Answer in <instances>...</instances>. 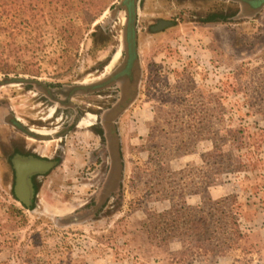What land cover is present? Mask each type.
<instances>
[{"label": "rangeland", "instance_id": "1", "mask_svg": "<svg viewBox=\"0 0 264 264\" xmlns=\"http://www.w3.org/2000/svg\"><path fill=\"white\" fill-rule=\"evenodd\" d=\"M3 1L7 5L9 0ZM16 1L20 4L28 0ZM29 1L37 5L42 14L38 17V25L53 31L56 23L60 33L71 38L70 50L50 55L42 52V46L37 40H40V32L37 31L31 36L22 34L19 31V21L7 15V12L2 13L0 41L8 43L6 55L9 61L17 66V72L13 75L75 84L78 81L96 80L95 74L90 71L97 65L105 66L101 77L112 73L119 65L124 49L126 18L117 20L105 31L101 30L100 26L106 22L107 17H115L111 10L92 24L78 9L74 19L65 22L63 0ZM160 4L169 6L168 0H161ZM5 5L1 6L2 9L7 7ZM176 7L175 13L179 22L162 36L154 34L150 39L146 28L150 24H139L141 37L136 85L129 101L119 110V134L111 147V187L121 191V206L119 207V204L108 207L104 217H101V208L98 213L100 216L94 219L98 221L94 223L91 221L80 226L61 228L54 224L56 215L67 212L72 203L82 202L88 196L87 192H93L100 185V176L95 179L98 169L88 160L97 144L92 143L94 136L90 133L75 134L71 149L75 155H79L80 160L85 159L86 164L81 162L77 168L69 169L65 177L70 178L57 184L64 186L58 191L61 195L54 196L56 200L73 197L71 203L48 207L46 200L36 205L31 212H24L25 217L14 219L7 212L9 206H15L16 202L0 178V264H44L49 260L56 264L55 261L61 258L67 260V264H168V255L150 243L143 224L150 215L168 208L172 202L148 195V198L143 197L136 203L138 208L134 212L130 213V207L136 194L145 192L146 183L152 184L151 173L156 174V169L148 163L146 166L151 151L158 152L164 158L163 161L150 164L159 166L158 172L168 171L172 174L185 169L186 165L194 166L200 163L199 153L208 149L212 143L208 133L200 134L197 143H194L188 135L177 131L178 111H174L170 89L173 88V95L176 85L185 81H189L186 82L188 88H191L192 84L193 88L194 85L196 88L200 87L215 100V116L220 119L217 124L219 131L226 129L231 120L233 126L243 125L246 128L248 137L245 142L232 140L223 146L229 165L235 168L238 161L249 157L247 172L241 173L242 175L229 173L205 177L200 188V197L192 200L193 196L187 195L185 201L199 202L232 192L239 194L238 209L242 212L245 228L256 244V264H264V112H260L258 116L249 115L250 110L242 97L237 95V83L232 80L233 76L229 70L236 68L241 59L238 58L237 52L225 50L217 45V37L220 38L222 31L227 28L206 23L212 19L210 14L226 11L224 13L229 15L233 13L230 8H239V4L231 2L230 5L221 6L211 3L206 6L193 1H176ZM195 11H198V14ZM246 11H250V8ZM242 13L244 15V11ZM250 18L244 15L236 22H244V19ZM260 22L264 29V10ZM239 25L248 26L250 23L232 27L239 29ZM49 42L50 40L44 43ZM259 45L262 49L247 54L245 59L251 60L254 66H262L264 70V35ZM215 51L219 53L214 55ZM96 57L101 64L94 61ZM196 63L207 69L195 67ZM198 69L202 72L195 76L193 73ZM0 78L3 79V75H0ZM200 93L202 94L201 90ZM253 97L263 99L264 96L259 94ZM105 159L102 160L104 167ZM148 168L150 171L145 172ZM101 174L104 175V171ZM75 197L79 200L74 199ZM58 206L61 209L56 208ZM63 209L65 210L62 211ZM92 215L90 214V217ZM112 229H115L113 234ZM96 237L102 238L105 244ZM84 239L86 244L82 242ZM64 242H72L73 247L62 248ZM177 246L179 242H172L171 248L175 249ZM212 263L231 264L232 261L216 258Z\"/></svg>", "mask_w": 264, "mask_h": 264}, {"label": "flooded vegetation", "instance_id": "2", "mask_svg": "<svg viewBox=\"0 0 264 264\" xmlns=\"http://www.w3.org/2000/svg\"><path fill=\"white\" fill-rule=\"evenodd\" d=\"M160 1L116 2L111 10L115 17H107L100 29L107 31L117 20L126 18L124 49L119 65L105 77H101L105 68L103 65L91 68L90 73L95 74L96 80L78 81L75 84L22 75L3 76L6 83L0 82V178L8 187V193L16 202L15 206L23 213L31 212L36 205L46 200L48 207L71 203L73 197L56 200L54 196L61 195L58 191L64 186L57 184L70 178L65 177L68 170L77 168L85 160H80L79 155H75L71 149L75 142L72 138L80 133L92 134V143H97L88 160L98 169L95 179L100 176V185L93 192H87L88 196L82 202H74L69 205L67 212L56 215L54 224L61 228L80 226L91 221L94 223L98 221L94 219L100 216L98 213L101 208L102 217L108 207L121 206V191L111 187V147L119 134V110L129 101L136 85L140 23L150 24L146 27L150 39L154 34L162 36L179 22L175 13L176 1H193L206 6L211 3L221 6L230 5L231 2L239 4V8H230L233 13L229 15L224 13L226 11L210 14L212 19L206 22L207 25L228 28V25L253 22L262 24L260 20L264 0H168L167 7L161 5ZM241 8L245 17L251 18L236 22L244 16ZM249 8L253 14L246 11ZM195 12L198 14V11ZM131 16L135 18L136 57L129 69L131 56L128 29ZM163 22L167 24L161 26ZM94 61L101 64L97 57ZM15 78L25 80L12 82ZM103 171L104 175L101 174ZM74 199L79 200L77 197ZM56 208L61 209L59 206Z\"/></svg>", "mask_w": 264, "mask_h": 264}, {"label": "trees", "instance_id": "3", "mask_svg": "<svg viewBox=\"0 0 264 264\" xmlns=\"http://www.w3.org/2000/svg\"><path fill=\"white\" fill-rule=\"evenodd\" d=\"M117 1L63 0L64 21L71 22L79 9L85 18L93 24L108 10L114 9ZM0 2H2L0 24L2 13L7 12V15L19 21V31L22 34L31 36L37 31L40 32V40H37L42 46V52L50 55L55 52L66 53L70 50L71 38L61 34L56 23L53 31L38 25V17L42 14L37 5L29 0L20 4L16 0H9L7 5L3 0ZM4 5L7 7L2 9L1 6ZM238 28L234 29L232 25H228L226 31L223 30L224 41L229 48L238 54H245L240 56L241 62L236 68L229 70V73L233 76L232 80L237 83V95L242 97L250 110L249 115L258 116L260 112H264V97L263 99H254L253 96L259 94L264 96V70L262 66H254L252 61L245 57L247 54L261 49L259 42L262 41L264 29L261 24L256 22L250 23L248 26L239 25ZM48 40H50L49 43H44ZM7 44L0 41V75L3 76L17 72L16 64L11 63L6 55ZM195 67L207 69L199 63H196ZM201 72L198 69L193 74L196 76ZM193 74L190 75V80ZM186 82L189 81L176 85L173 95L171 93L173 88L170 89V99L173 101L174 111H178L177 131L188 135L194 143H197L200 134L208 133L211 135L212 143L208 149L199 153L200 163L194 166L186 165L185 169L172 174L168 171L158 172L159 166L155 167L150 164H156L158 161H163L164 158L158 152L151 151L146 166L149 164L153 169H156V174L151 173L153 175L152 184L146 183L145 192L136 194L131 202L130 213L138 208L136 203L143 197L148 198V195H155L160 200L172 202L168 208L150 215L146 223L143 224L150 243L168 255V264H213L212 261L216 258L231 259V264H256L258 263L256 244L253 242L250 232L245 228L242 212L238 209L239 194L232 192L199 202L188 203L185 201L187 195L193 196L192 200L200 197L203 178H209L212 174L219 176L238 173L242 175L248 171L249 162V157H247L248 159L245 157V160L237 162L235 168L231 167L223 148L224 144L226 145L232 140L245 142L248 137L246 128L243 125L233 126L231 120L226 129L219 131L217 124L220 119L215 116L217 113L215 100L204 93L200 87L196 88L194 85L193 88L192 84L191 88H188ZM200 90L204 95L200 93ZM252 111L254 112L251 113ZM161 168L163 170V167ZM147 170L150 171L148 168L145 172ZM175 200L180 201L176 202ZM8 209L7 213L14 219L25 217L23 211L17 206L12 205ZM114 232L115 229H112V234ZM96 238L105 244L102 238ZM174 241L179 242L177 249L171 248ZM82 242L86 244L85 239ZM73 243L75 244V242ZM108 246L114 247V245ZM69 247H73L72 242H64L62 245V248ZM53 262V260H49L44 264H54ZM55 263L67 264V260L57 259Z\"/></svg>", "mask_w": 264, "mask_h": 264}, {"label": "water", "instance_id": "4", "mask_svg": "<svg viewBox=\"0 0 264 264\" xmlns=\"http://www.w3.org/2000/svg\"><path fill=\"white\" fill-rule=\"evenodd\" d=\"M134 17L131 16V19H130V24H129V47H130V58H131V62L129 63V69H131V66L135 60V57H136V36H135V28H134ZM162 25L161 26H164L167 24V22H163L161 23ZM22 80H25V79H22V78H15L13 80H11L12 82L13 81H22ZM0 82L1 83H6V80L4 79H1L0 78Z\"/></svg>", "mask_w": 264, "mask_h": 264}, {"label": "crops", "instance_id": "5", "mask_svg": "<svg viewBox=\"0 0 264 264\" xmlns=\"http://www.w3.org/2000/svg\"><path fill=\"white\" fill-rule=\"evenodd\" d=\"M223 33H224V31H222V36H220V38L219 37H217V45L220 47V48H223V49H225V50H231L230 48H229V46L227 45V43L224 41V36H223ZM262 49V48H261ZM260 49V50H261ZM259 51V50H258ZM257 51V52H258ZM231 52H233L232 50H231ZM219 53V51H215L214 52V55L215 54H218ZM241 55H245V54H241V53H239V54H237V56H238V58H240V56ZM241 59V58H240ZM177 242V241H176ZM177 248H178V246H177ZM177 248H175V249H177ZM173 249V248H172Z\"/></svg>", "mask_w": 264, "mask_h": 264}]
</instances>
